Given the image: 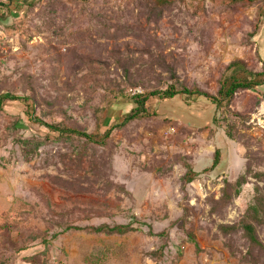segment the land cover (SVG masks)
<instances>
[{
	"label": "rangeland",
	"instance_id": "obj_1",
	"mask_svg": "<svg viewBox=\"0 0 264 264\" xmlns=\"http://www.w3.org/2000/svg\"><path fill=\"white\" fill-rule=\"evenodd\" d=\"M0 1L8 4L0 7V94L35 105L33 117L22 100L0 111V264L264 261L242 230L221 229L240 222L256 196L264 86L221 107L151 97L145 118L118 127L134 93L175 84L216 94L234 71L262 72L264 0ZM237 60L243 64L229 69ZM32 118L94 135L114 130L93 142ZM234 120L237 140L227 135ZM244 143L257 159L229 200L225 182L249 162ZM190 168L197 175L188 183ZM121 224L133 231H94ZM257 234L264 245L263 225Z\"/></svg>",
	"mask_w": 264,
	"mask_h": 264
},
{
	"label": "trees",
	"instance_id": "obj_2",
	"mask_svg": "<svg viewBox=\"0 0 264 264\" xmlns=\"http://www.w3.org/2000/svg\"><path fill=\"white\" fill-rule=\"evenodd\" d=\"M215 1H222L226 4H234L238 2H252L254 0H215ZM173 2V0H156L155 4L157 6H167L170 5ZM0 7L6 8L8 7V4L0 1ZM1 12V11H0ZM2 13V12H1ZM6 13V12H5ZM4 13V14H5ZM3 14V13H2ZM243 64L242 60H237L232 62L229 65V69L241 66ZM264 86V70L262 72H248V70L244 67L243 69H240L238 71H234L229 75L224 76V78L221 81L220 88L218 89L216 94H212L210 92L204 91L198 87L194 88H188V87H182L178 88L175 84H171L167 86L164 89H156L151 90L145 94L143 93H134L129 100L132 102L134 107L130 111V113L127 114V116L124 119V122L119 124L118 127L124 126L125 124L145 118L149 114V109L147 106V103L151 97L159 98L162 100H170L174 99L177 96H181L182 99L186 100V102L192 101L193 98H205L212 102L213 104L217 105L218 107H221L223 105H230L232 101L234 100L237 93L244 91V90H251L256 91L260 87ZM9 100H22L27 103V114L29 113L31 117V109H34L35 105L34 103H30V98L28 97H18L16 95H13L11 93H4L0 94V111L2 110L4 104L6 101ZM238 119H241V115L238 114ZM34 121H37L38 123L46 126L48 129L59 133L60 135H69V136H81L85 137L89 141H97L100 143H104L105 139L110 136L112 131L114 130L113 127H110L103 136L101 135H94L89 134L84 130H79L77 128H67L62 127L60 124H54V123H48L44 120H41L40 118H32ZM238 120H234V122L229 126L227 130V135L233 139L237 140V137L239 135L240 129L237 127ZM246 123L242 124L243 126ZM246 149H247V160L249 161L247 163L246 171L240 175L234 182L226 181L225 186L223 188L222 196L228 197L229 200H232L235 197H238L241 193V188L243 185L248 183V178L250 176V173L252 171L253 163L255 162V159L257 157H253L252 154L249 152V145L247 143H244ZM220 157L221 152L219 149L215 152L214 157V166H217L220 163ZM196 172L193 171L192 168H190L186 175L185 179L186 182L190 183L195 179ZM256 186H255V199L254 202L249 206L248 211L246 212V215L244 218L241 219L240 222L233 225H227L224 224L221 226L222 232L226 234H230L233 230H242L245 238L249 241L251 246L254 249H258L260 251H264V245L259 240L258 234H257V226L263 225L264 226V169L258 170L256 173ZM70 229H81L79 227L70 226L67 227L65 230L68 231ZM94 231L97 233H117V234H125L129 231H133V228L131 227V224L127 225H115V226H99L95 227ZM150 234L153 235V232L150 231ZM164 247H161L159 249L160 253H163ZM248 258V255H246V259ZM253 264H264L263 262L254 260L252 262Z\"/></svg>",
	"mask_w": 264,
	"mask_h": 264
}]
</instances>
